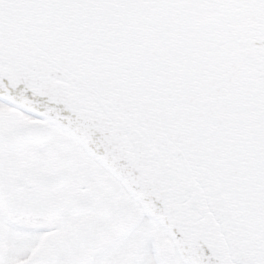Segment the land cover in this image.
<instances>
[{"label":"snow or ice","instance_id":"obj_1","mask_svg":"<svg viewBox=\"0 0 264 264\" xmlns=\"http://www.w3.org/2000/svg\"><path fill=\"white\" fill-rule=\"evenodd\" d=\"M0 264H264V0H0Z\"/></svg>","mask_w":264,"mask_h":264}]
</instances>
